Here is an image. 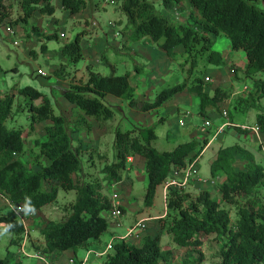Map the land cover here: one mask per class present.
<instances>
[{"label": "trees", "instance_id": "16d2710c", "mask_svg": "<svg viewBox=\"0 0 264 264\" xmlns=\"http://www.w3.org/2000/svg\"><path fill=\"white\" fill-rule=\"evenodd\" d=\"M55 1L0 0V22L11 18L15 6L21 12L15 23H28L36 13L52 16L56 13ZM162 3L168 10L190 3L198 13L195 24L178 22L158 12L153 0H121V13L127 19L126 30L131 29L130 36L125 35L126 30L122 32L128 38L127 42L148 40L171 59L178 57V48L182 47V53L189 54L184 65L190 64L189 75L193 76L200 58L215 65L226 63L223 55L213 50L214 38L225 34L232 49L245 51V77L264 74V0H162ZM62 5L75 15L87 8L88 0H62ZM86 32L83 30L61 47L68 64H77L84 59L82 40ZM58 35H49L47 39L56 40ZM47 50L44 44L42 51ZM67 68L63 64L54 75L68 82L63 96L74 106L73 125H69L66 116L56 114L52 100L41 90L32 86L14 87L17 94L30 101L32 128L35 124L50 122L45 126L46 135L36 139L29 163L24 160L28 153L24 130H11L6 125L14 114L16 94L0 91V194L27 217L55 203L60 190L77 193L67 219L51 220L42 225V244H36L30 238L31 246L37 252L54 255V260L60 259L68 250H73L76 255L81 250H90L93 242L100 241L108 231L110 221L105 213L112 212L113 204L105 189L123 182L130 157L139 155L146 160L149 180L145 200L147 206H152L158 188L166 183L173 170L186 169L187 161L200 157L210 141L205 138L201 150L199 141L191 140L172 151L161 152L152 146L157 138L155 127H118L113 144L117 160L105 164L101 179L86 175L83 151L95 149L82 140L76 145L73 134L92 136V121L107 126L117 118L116 110L105 103L108 95L126 100L132 109L145 113L161 108L177 94L189 89L200 99V114L209 117L211 111H220L221 104L229 100L231 91L217 87L211 95L206 90V81L200 77L190 85L184 82L162 90L155 101H144L136 97V87L128 73L106 76L95 71L90 64L87 66L89 76L85 80L77 78ZM254 86L255 91L249 98L239 97L248 107H259V101L264 97V80H256ZM38 100L39 105H35ZM255 126L264 134V112L257 115ZM235 127L239 133L248 132ZM261 148L264 151V143ZM238 161L244 163L243 168L237 166ZM210 172L214 180L226 178L219 184L221 200L209 190H202L194 198L185 189H171L167 213L158 220L160 228L173 237L176 245L190 251L204 245L202 236L225 238L220 253L221 264H264V203L256 198L258 187L264 185V165L257 162L252 151L236 143L219 148L211 161ZM223 203L238 209L235 226H232L230 212L222 207ZM121 209L125 212L124 208ZM0 222L14 234L10 245H21L26 233L24 223L9 216L1 217ZM112 250L105 264H171L174 258L173 250L163 248L160 240L152 234L144 235L140 244L119 240ZM15 257L8 250L6 257H0V264H13Z\"/></svg>", "mask_w": 264, "mask_h": 264}, {"label": "rangeland", "instance_id": "374dc122", "mask_svg": "<svg viewBox=\"0 0 264 264\" xmlns=\"http://www.w3.org/2000/svg\"><path fill=\"white\" fill-rule=\"evenodd\" d=\"M153 1L158 12L175 21L194 25L198 18L196 9L190 3L181 8L168 10L163 6L162 0ZM54 5L56 6L54 15L46 16L36 13L28 23H15L21 14L18 6H15L11 18L0 22V91L4 94L13 92L16 94L14 114L6 125L11 130H24L28 152L24 157L25 161L29 163L32 160V148L35 149V141L46 135L45 126L50 122L38 123L33 128L31 127L30 101L17 94V88L32 86L41 90L52 100L56 114L66 116L69 125H73L74 106H71L63 96L64 89L68 88V82L58 79L54 72L66 64L72 74L86 80L89 76L87 66L91 64L95 71L106 76L130 74V81L136 87V97L144 101H155L162 90L184 82L190 85L200 77L210 82L206 83V90L211 95L214 94L216 87L231 91L229 100L221 104L220 111L209 113L212 117H204L200 114V99L189 89L179 93L160 109L150 113L138 112L132 109L126 100L108 95L105 103L116 110L117 118L107 126L92 121L93 137L86 134L90 140L87 145L91 146L93 143L90 148L96 151H83L82 159L86 175L101 179L104 177L102 169L105 164H111L117 160L113 144L118 127L122 129L155 127L157 138L152 142V146L161 152L172 151L179 144L191 140L199 141L201 150L205 144V138L208 137L211 140L216 133L217 136L211 146L208 145L199 159L200 166L199 160L197 161L198 174L185 188L186 192L194 198L202 190H209L216 199L221 200L219 184L223 183L226 178L221 182L214 181L210 172L211 161L221 146L227 147L239 143L252 151L256 155L257 162L264 165V151L261 150L264 134H258L252 128L256 125L257 115L264 112V97L259 101V107H248L239 98H249L255 91V81L264 80V74H258L254 78L245 77L244 69L247 64L245 51L232 49L228 36L221 34L214 38L213 42V50L220 52L226 63L215 65L207 62L206 58H200L194 75L190 76V64L184 65L187 63L189 54L182 53V47L178 48L180 52L178 57L171 59L157 45L148 40L139 43L127 42L128 38L122 33L126 30L127 19L121 13V0H88L87 8L75 15L64 9L62 0H56ZM83 30L87 31V35L82 40L84 59L77 64H68V59L61 53V47L74 40ZM125 33L130 36L131 29L126 30ZM56 34H59L56 40L47 39V36ZM44 44L48 47L46 52L42 51ZM40 70L44 74L37 75ZM237 74L238 77H236ZM212 79L215 81L211 82ZM39 103V100L34 102L35 105ZM207 121L211 122V126L207 127ZM233 124L248 132L240 133L238 136L239 132ZM73 137L77 138V134H73ZM81 138L87 141L85 136ZM75 141L76 145H79L80 141L78 139ZM100 155H106V157L101 158ZM145 162L143 156H140L137 162L129 161L123 182L112 186L113 188L105 189L109 196H113L116 192L119 193L125 212L118 220L114 219L110 212L105 213L110 226L102 236V242H95L99 249H103L112 237H115V242L122 240L120 237L124 236L129 228L135 226L140 220L150 218L149 216L160 217L167 212L163 196L164 185L158 188L152 206L146 205L145 197L149 178ZM237 166L243 168L244 163L238 161ZM197 182L199 186H196ZM2 198L0 196V218L9 216L17 219L18 214L15 209L10 206L9 201ZM76 198V191L60 190L55 203L45 206L36 215L27 216L29 229L27 255L19 253L20 245H10L14 234L6 224L0 222V257H6L9 250L16 255L13 264H44L42 260L32 256L37 251L31 246L30 238L36 244H42L44 242L40 234L42 225L51 220L67 219L71 205ZM256 198L264 203V185L258 187ZM222 207L230 212L232 226H235L238 218L236 206L223 203ZM154 223L155 229L151 230L152 222L149 224L146 222L147 228L141 235L139 234V239H132L130 242L140 244L143 236L151 232L160 240L163 248L173 250L174 258L171 264H221L220 253L226 243L225 238L217 235L202 236L204 245L197 250L190 251L176 245L173 237L160 228L158 220ZM112 251L111 249L109 253ZM81 252L80 258L85 255L84 250ZM43 255L52 264L58 263L54 260L55 256ZM106 259L107 255L103 257L91 255L87 264H105Z\"/></svg>", "mask_w": 264, "mask_h": 264}, {"label": "built area", "instance_id": "2783aa9c", "mask_svg": "<svg viewBox=\"0 0 264 264\" xmlns=\"http://www.w3.org/2000/svg\"><path fill=\"white\" fill-rule=\"evenodd\" d=\"M39 74H44L42 70L39 71ZM227 113H225L226 115ZM207 127L211 126V122L207 121L206 122ZM226 125V124H225ZM224 126V125H223ZM253 130L256 133H260V129L259 127H253ZM198 159H195L193 161H190L188 163V167L181 171V175H180V171H175V173L173 174L172 177H170V179L166 182V185L164 187V196L165 198L168 195V192L171 191V189H185L186 187H188V184L190 183V180L196 176L198 174V170L196 169V165L198 164ZM120 197L119 193H114L112 198V204H113V209L111 212V215L114 217V219L118 220L121 218L123 211L121 209L122 204L120 202ZM11 207H13L16 211V213L18 214V218L24 223L25 228H26V233L24 236V239L22 241L21 247H20V254L23 255H27L26 252V246L28 243V225H27V221H26V216L18 211L11 203H9ZM146 221L147 220H141L139 221L135 226H132L129 228L128 232L124 235L121 236L120 238H122V240L124 239H139V234L141 235V233H143L146 228ZM115 243V237H113L109 243L106 244L105 247H103V249H94L91 248L90 250H86V254L82 259H78V258H71L66 264H87L89 262L90 256L91 255H96L98 257H103L105 255H108V253L110 252L111 249H113V245ZM36 258H39L40 260H42V262L44 264H52L50 261L47 260V258L40 252H37L35 255H32ZM54 264V263H53Z\"/></svg>", "mask_w": 264, "mask_h": 264}, {"label": "crops", "instance_id": "0c3cea01", "mask_svg": "<svg viewBox=\"0 0 264 264\" xmlns=\"http://www.w3.org/2000/svg\"><path fill=\"white\" fill-rule=\"evenodd\" d=\"M84 56H85V53H84ZM38 75V74H37ZM206 79V78H205ZM57 81L56 82H58V79H56ZM215 81V79H212L211 80V82H214ZM217 88V87H216ZM215 88V89H216ZM178 95V94H177ZM174 99V98H173ZM172 99V100H173ZM171 101V100H170ZM169 102V101H168ZM168 102H166L165 104H167ZM164 104V105H165ZM160 109V108H159ZM153 111V110H152ZM152 111H150V112H152ZM150 112H145V113H150ZM209 117H212L211 115H209ZM237 132V131H236ZM88 135V134H87ZM86 135V133H81V134H77V138L76 137H74L75 139H78V140H82L84 143H89V139L86 137L87 136ZM240 135V133H238V136ZM81 136H85V139L87 140V141H85V140H83L82 138H81ZM92 137H93V131H92ZM212 140H213V138L209 141V143H210V146H211V144H212ZM91 146H93V143L91 144ZM222 147V146H221ZM224 147V146H223ZM95 148H97V147H95ZM140 156L139 155H136V156H132V157H130V159H129V161L130 162H137L138 161V158H139ZM128 161V162H129ZM199 166H200V160H199ZM173 175V174H172ZM180 175H181V172H180ZM225 179V176L224 177H220L218 180H219V182H221L222 180H224ZM214 180V179H213ZM218 180H214V181H218ZM196 186H199V183L197 182L196 183ZM163 196H164V189H163ZM3 199V198H2ZM6 200V199H5ZM6 201H8V200H6ZM34 215H36V214H34ZM150 218H144V219H149V220H147V222H148V224H149V222H152V225L150 226V228H151V230H154L155 228H154V222L157 220V218L156 219H153V218H155V217H157V216H149ZM151 217H152V219H151ZM149 234H151V232H149ZM118 237V236H117ZM113 238V237H112ZM111 238V239H112ZM110 239V240H111ZM102 240L103 239H101L100 240V242H102ZM109 240V241H110ZM109 241H108V243H109ZM99 242V241H98ZM138 244V243H137ZM96 245H97V243H95V242H93V245H92V248H98V247H96ZM106 245V244H105ZM104 245V246H105ZM99 249V248H98ZM84 252H85V254H86V250H84ZM82 252L81 251H79V253H78V255H76L75 253H74V251L73 250H68V251H66L61 257H60V259L59 260H57L56 262H58L57 264H66L67 262H68V260L71 258V257H73V256H76V257H78V259H82V258H80L79 256H80V254H81ZM54 256V255H53Z\"/></svg>", "mask_w": 264, "mask_h": 264}, {"label": "clouds", "instance_id": "9594fccd", "mask_svg": "<svg viewBox=\"0 0 264 264\" xmlns=\"http://www.w3.org/2000/svg\"><path fill=\"white\" fill-rule=\"evenodd\" d=\"M39 73V72H38ZM205 81H206V83H210V82H207V80L205 79ZM234 126H236L235 124H233ZM238 127V126H237ZM240 127V126H239ZM254 127H257V126H254ZM253 128V127H252ZM261 133V132H260ZM217 136V134L215 133V135H214V137H213V140L215 139V137ZM212 140V141H213ZM208 145H210V143H208ZM208 145L206 146V148H205V150L207 149V147H208ZM204 150V151H205ZM204 151H203V153H204ZM203 153L201 154V156L200 157H198L197 159L199 160L202 156H203ZM130 159V158H129ZM128 159V160H129ZM191 161V160H190ZM189 160L187 161V163H189L190 162ZM199 162V161H198ZM187 167H188V165H187ZM183 170H185V169H183ZM183 170H178V169H174L173 170V172H172V174H174L175 173V171H183ZM170 175V177H172L173 175ZM170 177L167 179V181L170 179ZM166 181V182H167ZM165 185H166V183L164 184V187H165ZM114 187V186H113ZM168 194H169V192H168ZM0 196L1 197H3V195H1L0 194ZM112 197V196H111ZM167 198H168V195H167V197L165 198V196H164V201H165V205L167 206ZM3 199H6V200H8L7 198H5V197H3ZM9 201V200H8ZM8 203H11V202H8ZM167 213V212H166ZM166 213L164 214V215H166ZM164 215H162V216H160V217H155V218H153V219H156L157 218V220H159L161 217H164ZM151 219H152V217H151ZM144 220H149V219H144ZM156 220V221H157ZM141 221V220H140ZM147 222V221H146ZM128 240V239H127ZM129 242L131 241V240H128ZM22 244V243H21ZM20 247H21V245H20ZM78 258V257H77Z\"/></svg>", "mask_w": 264, "mask_h": 264}]
</instances>
